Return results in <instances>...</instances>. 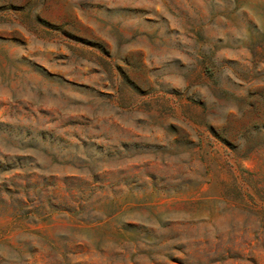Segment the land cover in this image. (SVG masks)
Masks as SVG:
<instances>
[{
	"label": "rangeland",
	"instance_id": "374dc122",
	"mask_svg": "<svg viewBox=\"0 0 264 264\" xmlns=\"http://www.w3.org/2000/svg\"><path fill=\"white\" fill-rule=\"evenodd\" d=\"M0 264H264V0H0Z\"/></svg>",
	"mask_w": 264,
	"mask_h": 264
}]
</instances>
